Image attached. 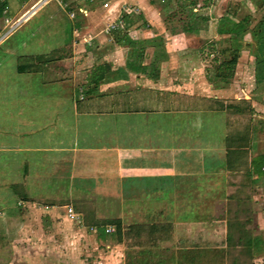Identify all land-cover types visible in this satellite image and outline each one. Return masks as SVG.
<instances>
[{
    "label": "rangeland",
    "instance_id": "374dc122",
    "mask_svg": "<svg viewBox=\"0 0 264 264\" xmlns=\"http://www.w3.org/2000/svg\"><path fill=\"white\" fill-rule=\"evenodd\" d=\"M71 4L65 3L68 8ZM168 5L158 10L156 23H147L146 34L143 13L124 1L122 14L131 25L121 19L101 43L126 32L134 42L152 36L164 48L165 57L154 60L149 44H137L145 49L143 64L155 68L152 78L122 66L121 80L126 73L137 74L143 90H149L143 91V113L136 99L141 94L135 93L127 108L131 113L115 109L76 116L68 100L84 104L91 97L82 91L90 87L91 73L103 67L108 76L118 68L116 61L111 63L103 45H90L95 39L86 31L78 36L90 40L89 45L67 43L71 21L56 1L6 0L0 18V146L19 149L0 150V264H264V229H257L264 228V176L253 184L243 172H218L227 140L232 146L239 138L249 140L237 161L242 171L252 156L264 154V130H248L259 120L264 123V83L253 76L261 35L253 31L264 20V0H170ZM77 7L82 9L80 3ZM221 12L227 15L220 18ZM186 27L193 31H184ZM118 47L114 56L124 63L133 59L134 47ZM233 53L237 60L228 76L222 64ZM17 66L24 72H17ZM132 77L126 80L132 83ZM33 142L52 149L62 144L71 148L73 142L139 149L195 144L213 152H206L205 162L219 169L208 178H195V187L187 189L182 179L155 180L142 172L129 179H103L96 173L106 170L93 163V179L69 180L91 197L92 205L88 200L77 204L71 199L78 194L71 197L66 190L72 162H65L63 153L56 156L57 151H28ZM50 160L58 170L49 163L45 168L44 161ZM23 193L27 199L19 196ZM180 196L187 205L177 202ZM17 198L26 204L16 205ZM143 217L150 224L161 223L162 230L133 239L122 236L123 230L117 236L107 224L118 220L121 228L148 226ZM183 220L189 234L181 226L161 234ZM109 226L112 233L100 238V230Z\"/></svg>",
    "mask_w": 264,
    "mask_h": 264
},
{
    "label": "crops",
    "instance_id": "0c3cea01",
    "mask_svg": "<svg viewBox=\"0 0 264 264\" xmlns=\"http://www.w3.org/2000/svg\"><path fill=\"white\" fill-rule=\"evenodd\" d=\"M124 1L135 4L141 10V12L143 13V24H144L143 32L146 34L149 32L147 23L151 21L153 23H156V18H157L156 14L158 10H164L169 6L168 5L169 2H168L164 7L160 8L159 5L151 3V0H66L64 1V3L59 0V2L63 3L64 5L65 3L74 4V5L71 4L72 5L71 8H68V6L65 5L66 9L68 10L78 8L77 4L79 5L80 3L82 9L86 12L85 17H82L81 15L76 14V17H75L76 21L75 20L71 21L69 39L67 43H70L72 47L83 48V46H80L81 45L80 43L76 42L77 39L74 36L83 33V31H86L87 35L90 34L93 37V39H95L91 41L90 45H92L96 41L97 43L96 46L101 48V46L99 45L102 42L105 43L107 38L104 35L100 34L99 30L104 25H106L108 22L118 18V16H120L122 12H124V8H122V4L124 3ZM226 15H227L226 12H221L220 18ZM83 25L86 27L85 30L82 28ZM74 30H76L75 33L73 32ZM143 39L150 40L152 39V36H149V37L143 36ZM198 42L201 43V40L198 39ZM101 45H103V49L107 53L106 56L113 57V60L111 63H114V61H116L115 63L117 67L124 66V62L121 61L120 58H117L116 56H114L115 54H117V49L119 48L118 47L119 45L115 43V39H113V41L110 43L101 44ZM81 52L82 51H80V53ZM84 54L85 53L83 51L81 55L80 54L78 55H80L79 57H84ZM131 75H133L132 83H130L131 81L126 80L127 77L129 78ZM121 77L122 76L116 79L113 78V79L103 80L104 81L103 86H98L95 88L94 91L86 94V96L91 95V97L90 98L86 97L87 101L84 104L83 103L81 104V102H76L77 100H74V99L68 100L73 103L71 108L73 109L74 115L76 116H79L81 114L89 115V114H92L91 112L93 111L96 113H100V112L110 113L111 111L115 109L116 111H119L121 113H131V111L127 112V108H129L130 105L133 106L132 103H133L134 97H131V95L135 93L141 94L136 99H137L138 105H140V108H138V110H140L139 112L143 113V91L149 92V90H146V89L143 90V79L140 78L139 75L132 74V73H126L123 80H121L122 79ZM117 82L119 83L117 84ZM114 84H117L119 86L114 85ZM127 85H128V88H125V86ZM119 87L120 88L123 87V90H118ZM82 91L84 92L85 90H82ZM76 99L79 100L78 95ZM135 108L137 107H134V110H136ZM75 132H78V130L75 129ZM75 136L76 135L74 133V137ZM41 147H42L41 145H37L35 144V142H33L30 144L27 150L33 153H39L41 150H47L46 152L57 151L56 156L63 153V155L66 156V159L65 158H62V159H64L65 162L66 160H70L72 162L70 163L71 171H69V174L67 175L68 180H66V190H67V195L71 196L74 193V196H75L76 194H78L76 195L78 196V199L73 198L71 196L72 197L71 200L74 199L75 200L74 202H77V204L78 203L80 204V202L81 204H84L83 203L84 200H88L86 204L92 205L90 204L91 202L89 200L91 199V197H88L86 196V194L82 193L79 190L80 189L79 187H75V185L70 184L69 180H73V182H75L76 180H82V181L87 180L88 179L87 177H91L93 179L94 178L93 175L95 173H93L92 171L93 169L90 167V165L93 163L95 165H102L100 170L102 169L106 170V171H101V172L96 173V174L102 175L103 179H113L114 177H116L117 180L129 179L132 177H139V173L142 172L144 176L145 175L147 177L149 176L151 178H154L155 180H161L164 177H169V178H175L177 182L182 183L179 181V179H182L184 181V184L186 183V186L185 185H182V186H185L187 189L195 187L194 186V183L196 181L195 178H200V177L204 179L208 178L210 177V174L213 169H219V167L216 168L217 166L214 167L213 165L205 162V158L208 157L206 155V152H210L211 155H213V152L211 150L206 151L202 149L200 146H196L195 144L177 145L175 147L169 146L166 148L157 147V148L139 149V148H125V147L121 148L115 145H101L100 143L96 147L95 146L90 147V145H87L85 143L81 144V142H78L76 146L75 143L73 142L71 145V148H68L63 144H62V147L54 148V149L46 148V147H42L44 149H40ZM17 148L16 146L8 147V148L4 146L3 147L0 146V150L2 151L7 150V149H13L15 151H18L19 148L18 149ZM255 156H258V155H255ZM51 161L52 160L47 161V162L44 161L43 165L45 166V168H47V164L49 163L52 169L54 168L58 170L59 169L58 166L54 165L53 167ZM208 162L210 163V161ZM225 169L226 168L224 167V165H222L221 169H219L218 172L221 173ZM238 170L239 171H237V173L242 172L240 168ZM49 173H56V171L54 172L49 171ZM60 177L61 176H59L58 179H61V181H65V179L63 180V177L62 178ZM190 178L194 179L193 182H187V181L185 182V180H188ZM257 179L258 178L253 179L252 177L251 183L256 184L257 182L254 183V180L257 181ZM182 188L183 187H180V189ZM84 192L87 193L88 191H84ZM111 195H109L108 197L112 198ZM19 196L25 197V199H27L25 193ZM179 199L181 200L177 202L181 203L182 201L185 205L188 204L184 199H182L181 196L179 197ZM118 201H119L118 204L122 202V200H118ZM23 202L25 203L26 200H22V201L18 200L16 202V205L19 206V204ZM157 210H158V213H161L160 209H157ZM136 212L138 213V210ZM149 222L150 220L143 217V224L145 223L148 225H152ZM153 224H156V223H153ZM157 224H161V223H157ZM172 224L173 226L172 225L169 226L170 229L169 228H166V229L172 231L173 228L177 226H181L187 229L188 234H189V231H190L188 229L189 225L186 224L185 220H183L182 222H176ZM261 227L262 226L260 225V227L258 226L257 229L259 230L264 229Z\"/></svg>",
    "mask_w": 264,
    "mask_h": 264
},
{
    "label": "trees",
    "instance_id": "16d2710c",
    "mask_svg": "<svg viewBox=\"0 0 264 264\" xmlns=\"http://www.w3.org/2000/svg\"><path fill=\"white\" fill-rule=\"evenodd\" d=\"M61 2L64 3L65 0H60ZM169 2V0H151V3L153 4H157L160 6V8L164 7L167 3ZM190 5H194L193 2H189ZM6 9V0H0V18L2 16H4L5 14V10ZM125 13V12H123ZM127 13H129V10H127ZM122 19L125 21V24L127 25L126 27L131 25V21L127 18V15L122 14L121 15ZM243 23L245 22V19H243ZM144 26V24H142ZM241 25V24H240ZM125 26L124 28L127 29ZM184 31L186 32H192L193 28L191 27H186L183 28ZM238 31V30H237ZM254 33H258V35H260V37L257 39V46H256V56L254 57V67H253V76L255 78V82L257 83H264V20H262L259 24H257L255 30L253 31ZM238 33V32H237ZM253 33V34H254ZM118 37V38H117ZM115 37V43L119 46H127V47H134L133 48V59H129L124 63V66L127 67L128 70H130V72L133 73H142V74H146L149 78L154 77V69L155 68H151L152 64L149 66H146L145 64H143V59H144V51L145 49L141 48V47H137V44L139 43H147L150 45V47L153 50V56H154V60L160 58H164V48L162 47V45L158 42H155V40L153 39H144L143 41L140 42H134L132 40V38L129 36L128 33L123 32L121 35ZM157 49H162V51H158ZM132 50V49H131ZM132 52V51H131ZM163 53V54H162ZM236 60H237V54L233 53L231 55V57L226 60L225 62H223L222 65L225 66V70L228 72L227 75L230 76L231 72L233 71V68L236 64ZM24 67L23 66H17L16 71L17 72H24ZM96 70H98L97 72H92L91 75L89 76V85L90 87H88V89H86L84 91L85 94L91 93L92 91L95 90L96 86L98 85V83L100 81L103 80H108V79H113V78H118L120 77L122 72V67L118 66V68L115 71H112L108 73V76H104V72H103V67H98L96 68ZM218 71V69H217ZM218 78L221 79V76H217ZM248 130L250 133H255V132H260L262 130H264V123L262 121H258L255 122L253 124H250L248 126ZM228 142H226V146H225V152H224V160H223V164L224 167L226 168L227 171H239V167L237 166L238 164V160H240L243 155L246 154L247 151V147H249V140L248 139H244L239 138L238 139V144L237 146H232L230 145L231 143H229V140H227ZM243 142V143H239V142ZM244 176L247 181L251 182V178H259L261 176H264V154L263 155H258L255 157H251L248 161H247V165L244 166V170L242 171ZM108 225H110L111 227L114 228L115 230V234L117 236H119L120 230H123V234H121L122 236L125 237H133V239L138 238L139 234L141 232H143V236L144 238L147 236H154V234H156V232H160V230H162V226L161 224H152V225H148V226H139V228L135 227H125V228H121L120 223L118 220H109L107 222ZM109 226V228H111ZM105 228V227H104ZM149 229V231H148ZM133 230V232H132ZM135 230V231H134ZM113 231V230H112ZM170 230H167L166 232L162 231L163 233H161L163 236L168 233ZM112 233V232H111ZM110 234V233H109ZM109 234H104L103 230H100L99 233V237L100 238H104L105 235H109ZM159 236V235H156ZM148 238H146L147 240ZM158 240V238H156ZM155 239V241H157ZM145 240V242H146Z\"/></svg>",
    "mask_w": 264,
    "mask_h": 264
},
{
    "label": "built area",
    "instance_id": "2783aa9c",
    "mask_svg": "<svg viewBox=\"0 0 264 264\" xmlns=\"http://www.w3.org/2000/svg\"><path fill=\"white\" fill-rule=\"evenodd\" d=\"M48 0H44V2H46ZM56 1L57 5L61 8V10L64 11L65 13V16L66 18L69 20V21H73L76 17V14L78 15H81L82 17H85L86 16V12L83 10V9H77V8H74V9H71V10H68L66 9V6L63 4H61V2H58L57 0H54ZM37 4H39V1L38 2H35L33 3L29 8L28 10L24 11L22 14H20L18 17H17V21L20 22L22 19L25 18V15L30 11L31 13L33 12V9L35 8V6H37ZM43 4V3H42ZM74 11H77V13ZM24 16V17H23ZM122 17L121 15L118 16V18H116L115 20H112L111 22L107 23L106 25H104L100 30H99V33L102 34V35H106V34H110L113 30L116 29L117 26L121 25L122 23ZM82 28L85 30L86 27L83 25ZM74 33L76 32V30L73 31ZM77 40L76 42L77 43H82V44H86L89 45L90 43H88L90 40H86V38L84 37H81L79 38L78 35H75L74 36ZM90 39V38H88ZM88 41V42H87ZM112 232V229L109 228V227H106L104 228L103 230V233L104 234H109Z\"/></svg>",
    "mask_w": 264,
    "mask_h": 264
}]
</instances>
